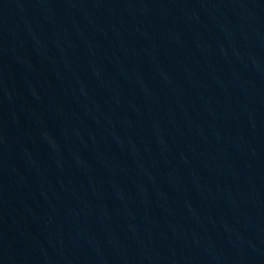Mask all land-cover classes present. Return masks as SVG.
I'll return each mask as SVG.
<instances>
[{
    "label": "water",
    "instance_id": "obj_1",
    "mask_svg": "<svg viewBox=\"0 0 264 264\" xmlns=\"http://www.w3.org/2000/svg\"><path fill=\"white\" fill-rule=\"evenodd\" d=\"M0 264H264V0H0Z\"/></svg>",
    "mask_w": 264,
    "mask_h": 264
}]
</instances>
